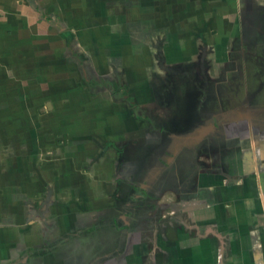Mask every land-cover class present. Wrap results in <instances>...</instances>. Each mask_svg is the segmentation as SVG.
I'll return each mask as SVG.
<instances>
[{"label":"rangeland","instance_id":"rangeland-1","mask_svg":"<svg viewBox=\"0 0 264 264\" xmlns=\"http://www.w3.org/2000/svg\"><path fill=\"white\" fill-rule=\"evenodd\" d=\"M237 109L264 113V0H2L4 253L33 242L85 264L121 239L111 220L128 203L168 215L159 189L196 165L175 157L185 147L174 134ZM207 136L198 149L212 157L220 136ZM175 164V177L157 181ZM140 184L145 196L132 198Z\"/></svg>","mask_w":264,"mask_h":264},{"label":"crops","instance_id":"crops-1","mask_svg":"<svg viewBox=\"0 0 264 264\" xmlns=\"http://www.w3.org/2000/svg\"><path fill=\"white\" fill-rule=\"evenodd\" d=\"M227 113L212 114V119L218 116L219 123L207 119L191 134H184L183 130V134H174L177 144L185 147L175 157L190 153L191 159L185 160L196 165L184 184L175 179L177 188L170 189L166 195L162 189L160 194L156 193L171 204L169 214L149 215L150 210L141 204L143 200L127 202L130 211L121 213L120 222L116 217L112 219L110 226L117 229L121 239L103 242L102 248L93 251L94 257H86L85 264L88 260L89 264H264V113L239 109L236 116L233 111L229 113L231 117ZM214 131H218L220 139L215 148L211 147L216 149L213 156L210 154L211 159L201 155L198 148L206 144L207 135ZM176 168L175 164L159 173L157 181L171 180L177 174ZM143 190L144 185L140 184L129 195L141 199L146 194ZM137 215L143 220H135ZM141 222L151 223L145 226ZM96 233L94 226L91 234ZM61 238L55 239V243ZM1 241L2 264H78L79 261L76 254L69 252L60 253L59 261L49 252H35L39 245L34 246L33 242L31 245L25 242L21 244L25 247L19 249V241L14 240L13 253L7 254ZM22 250L26 252L22 254ZM82 261L85 256L79 262Z\"/></svg>","mask_w":264,"mask_h":264},{"label":"flooded vegetation","instance_id":"flooded-vegetation-1","mask_svg":"<svg viewBox=\"0 0 264 264\" xmlns=\"http://www.w3.org/2000/svg\"><path fill=\"white\" fill-rule=\"evenodd\" d=\"M211 150H213V148H212ZM186 153H187V152H186ZM187 154H188V153H187ZM158 162H159V161H158ZM172 163H173V162H172ZM172 163H171V164H172ZM171 164H170V165H171ZM165 166H167V165H165ZM168 166H169V165H168ZM146 172H147V171H146ZM147 173H148V172H147ZM147 173H146V174H147ZM139 186H140V185H139ZM143 191H146V189L144 188ZM141 204L144 205L146 208H150V207H151V206H147V204H143L142 202H141ZM127 207H128V206H127Z\"/></svg>","mask_w":264,"mask_h":264},{"label":"water","instance_id":"water-1","mask_svg":"<svg viewBox=\"0 0 264 264\" xmlns=\"http://www.w3.org/2000/svg\"><path fill=\"white\" fill-rule=\"evenodd\" d=\"M201 133H199V135H200Z\"/></svg>","mask_w":264,"mask_h":264}]
</instances>
